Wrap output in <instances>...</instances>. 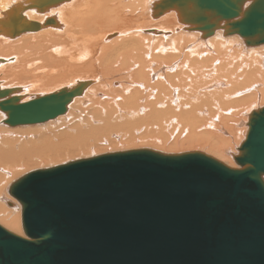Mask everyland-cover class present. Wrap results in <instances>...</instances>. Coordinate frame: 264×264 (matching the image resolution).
<instances>
[{"label":"bare ground","instance_id":"obj_1","mask_svg":"<svg viewBox=\"0 0 264 264\" xmlns=\"http://www.w3.org/2000/svg\"><path fill=\"white\" fill-rule=\"evenodd\" d=\"M206 14L200 21L165 0H0V102L83 90L62 113L42 121L12 125L0 104V125L17 130L67 120L49 130L31 133V128L22 137L20 130L18 145L0 128L1 225L26 236L22 205L9 188L39 168L14 179L19 165L100 143L150 141L160 149H134L199 152L242 167L253 116L264 107V42L232 32L230 20ZM33 22L37 25L16 30ZM150 127L158 134L149 133ZM180 148L189 150L170 152Z\"/></svg>","mask_w":264,"mask_h":264},{"label":"water","instance_id":"obj_2","mask_svg":"<svg viewBox=\"0 0 264 264\" xmlns=\"http://www.w3.org/2000/svg\"><path fill=\"white\" fill-rule=\"evenodd\" d=\"M165 1L264 42V0L246 9L247 0ZM82 92L0 104L8 123H30L59 115ZM249 140L240 168L144 148L31 171L9 188L26 236L0 224V264H264V107Z\"/></svg>","mask_w":264,"mask_h":264},{"label":"rangeland","instance_id":"obj_3","mask_svg":"<svg viewBox=\"0 0 264 264\" xmlns=\"http://www.w3.org/2000/svg\"><path fill=\"white\" fill-rule=\"evenodd\" d=\"M149 8V7H148ZM139 10H135L133 13L134 14H139L140 13V11L138 12ZM147 11H148V9H147ZM146 11V12H147ZM136 12V13H135ZM152 35V34H151ZM163 37V36H162ZM223 37H225V36H223ZM226 37H230V36H226ZM207 40V39H206ZM244 47H246L245 45H243ZM247 48V47H246ZM249 48H252V47H248L247 49H249ZM263 67H264V64H263ZM94 77H97V76H94ZM255 106H257V107H259L260 105H255ZM256 108V107H255ZM63 116H66V114L65 115H63ZM60 117L58 118V119H54V120H52V121H49L50 122V124H49V122H48V124L47 123H44V124H37V126L35 127L34 125H31V127L29 128V127H23L22 129H15V128H17V127H15V128H10V127H6V126H3V125H0V128L2 129V127H6L5 128V130H4V132H3V129H2V132L3 133H5L6 135H8L9 136V138H11V139H13L12 140V144H15V145H18L17 144V142H15V138H21L24 134H27V133H29L30 131H31V128H32V130H34L35 128H42V130H43V128L45 129V130H49L50 128H53V126L55 127H58V125H60V122H61V125H63V124H65V123H67L66 121H65V119L63 120V119H60ZM64 121H65V123H64ZM53 122H54V125H53ZM57 124V125H56ZM49 126V128H48V126ZM60 125V126H61ZM44 126V127H43ZM245 127L247 128V126L245 125ZM12 129V130H11ZM13 129H14V131H13ZM20 130H22V132L23 131H25V133L23 132V134L21 135V137H19V133H20ZM44 130V131H45ZM156 130V131H155ZM6 131V132H5ZM19 131V132H18ZM37 130H34V131H31V133H33V132H36ZM38 131H40V130H38ZM172 131V129H168L167 131L166 130H163V132H165V133H169V132H171ZM9 132V133H8ZM12 132V133H11ZM157 133L158 134V130L157 129H155V128H152V127H150V129H149V133ZM177 132H179V131H177ZM177 132L175 133V135L174 136H176L177 135ZM13 133L16 135H14V136H10V134L11 135H13ZM18 136V137H17ZM15 143H14V142ZM17 141V140H16ZM94 141V140H93ZM95 142V141H94ZM135 142H137V143H135ZM132 143V144H131ZM122 144V143H121ZM119 142H117V143H106V145L105 144H99V145H93V146H91L90 148H86V149H83V150H81L80 152H65V153H63V154H60V155H57V156H52L51 158L49 157L48 159H42V160H39V161H36V162H34V163H31V164H24V166L26 167H24V166H21V165H19L20 167L18 168L19 170H18V172H19V174L16 176V177H13L14 179H16L17 177H19V176H21L22 174H24V173H26V172H29V171H31V170H34V169H37V168H43V167H48V166H51V165H55V164H60V163H63V162H66V161H69V160H74V159H79V158H83V157H89V156H91V154L92 155H96V154H101V153H104V152H109V151H118V150H126V149H134V148H140V147H151V148H155V149H160V147H154V145H152V143L150 142V141H145V142H143V141H141V140H138V141H135V140H133V141H129L128 140V143H123L122 145H121ZM140 144V145H139ZM109 145V146H108ZM139 145V146H138ZM104 146L106 147V148H104ZM127 146V147H126ZM111 147V148H110ZM92 148H94L95 150H93ZM93 151H92V150ZM106 149V150H105ZM111 149V150H110ZM184 151V150H189V149H184V148H180L178 151L176 150V151H170V150H166V149H163L164 151H170V152H180V151H182V150ZM92 152H91V151ZM104 150V151H103ZM96 151L98 152V153H96ZM100 151V152H99ZM89 152V153H88ZM82 153V154H81ZM95 153V154H94ZM85 154V155H84ZM89 154V155H88ZM87 155V156H86ZM228 156L232 159V160H234L233 159V157H232V155L229 153L228 154ZM68 157V158H67ZM73 157V158H72ZM67 158V159H66ZM48 160V161H47ZM52 161V162H51ZM22 167V169H20ZM22 172H24V173H22ZM21 174V175H20ZM14 179H12V180H14ZM10 182H12V181H10ZM6 193V192H5ZM9 194H10V192H9ZM11 195V194H10ZM5 196L6 197H8L9 195L6 193L5 194ZM12 196V195H11ZM12 198L15 200V201H17L18 202V200L14 197V196H12ZM4 203H5V201H4ZM9 208H11V207H9ZM11 209H13V210H16V209H14V208H11ZM22 223V222H21ZM2 224V223H1ZM5 226V225H4ZM22 227V226H21ZM22 229H23V227H22Z\"/></svg>","mask_w":264,"mask_h":264}]
</instances>
